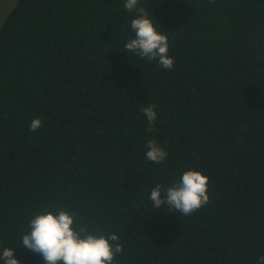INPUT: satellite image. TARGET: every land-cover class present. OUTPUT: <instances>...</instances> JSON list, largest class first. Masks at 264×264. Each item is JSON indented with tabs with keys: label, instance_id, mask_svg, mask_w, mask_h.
<instances>
[{
	"label": "trees",
	"instance_id": "obj_1",
	"mask_svg": "<svg viewBox=\"0 0 264 264\" xmlns=\"http://www.w3.org/2000/svg\"><path fill=\"white\" fill-rule=\"evenodd\" d=\"M124 4L16 0L2 20L0 250L45 264L21 236L37 212L66 207L117 234L114 264H257L264 0H140L168 37L171 69L124 49L137 15ZM150 139L164 162L145 158ZM189 168L208 176L209 203L189 216L153 208L151 189Z\"/></svg>",
	"mask_w": 264,
	"mask_h": 264
},
{
	"label": "clouds",
	"instance_id": "obj_2",
	"mask_svg": "<svg viewBox=\"0 0 264 264\" xmlns=\"http://www.w3.org/2000/svg\"><path fill=\"white\" fill-rule=\"evenodd\" d=\"M139 3L140 0H125V9L137 15L130 24L134 38L125 42L124 49L149 62L156 60L164 69L173 68L167 35L157 30L153 18L143 7H138ZM155 108V104H149L140 109L148 122L147 132L154 130ZM40 127L42 120L32 119L30 131L35 132ZM145 147V158L150 162L166 160L168 153L156 140H148ZM208 185V176L189 168L171 186L156 184L149 199L155 209L167 207L168 211L189 216L209 203ZM19 245L41 255L45 264H114L116 256L123 251L115 232L105 233L100 226L82 222L76 211L66 207L46 208L32 216ZM0 261L3 264H21L13 247L0 250ZM257 264H264V255L258 258Z\"/></svg>",
	"mask_w": 264,
	"mask_h": 264
},
{
	"label": "rangeland",
	"instance_id": "obj_3",
	"mask_svg": "<svg viewBox=\"0 0 264 264\" xmlns=\"http://www.w3.org/2000/svg\"><path fill=\"white\" fill-rule=\"evenodd\" d=\"M16 0H0V24Z\"/></svg>",
	"mask_w": 264,
	"mask_h": 264
}]
</instances>
